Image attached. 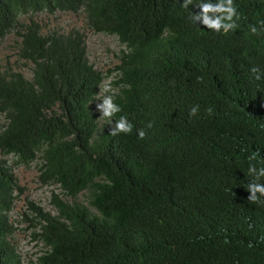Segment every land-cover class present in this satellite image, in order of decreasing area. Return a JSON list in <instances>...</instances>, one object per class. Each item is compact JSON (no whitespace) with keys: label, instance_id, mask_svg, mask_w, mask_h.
<instances>
[{"label":"trees","instance_id":"16d2710c","mask_svg":"<svg viewBox=\"0 0 264 264\" xmlns=\"http://www.w3.org/2000/svg\"><path fill=\"white\" fill-rule=\"evenodd\" d=\"M201 2L0 0V44L31 64L30 79L0 66V264H24L17 230L37 249L27 264H264V203L246 190L264 167V0H234L226 35L191 20ZM58 13L114 37L117 63L96 69L84 34L33 20ZM107 80L111 122L94 98ZM120 116L133 131L112 136ZM34 163L54 213L25 200L12 221L14 171Z\"/></svg>","mask_w":264,"mask_h":264},{"label":"rangeland","instance_id":"374dc122","mask_svg":"<svg viewBox=\"0 0 264 264\" xmlns=\"http://www.w3.org/2000/svg\"><path fill=\"white\" fill-rule=\"evenodd\" d=\"M37 21L42 29L43 34L50 32L68 33L72 30L78 31L84 34L86 40V51L88 61L92 63L96 69L106 72L109 68L113 67L117 60L115 56L121 45L114 37L105 36L102 34H94L85 28V17L82 13H58L53 16L40 15L33 18ZM13 37L7 38L2 44H0V66H4L8 61L13 69L20 72L25 78L30 79L31 64L23 65L18 62L14 51L12 49ZM108 83V80L105 81ZM2 120L0 119V124ZM37 171L35 169V163L30 168L20 167L15 169L14 176L16 177L19 187H21L22 195L19 200L15 202L14 210L11 213V220L17 221L18 216L24 209L25 200H31L41 205L46 211L53 212L52 207L49 205L48 199L50 189L41 187L37 183ZM54 213V212H53ZM18 225V224H17ZM19 227H25L19 225ZM15 240L17 241V247L24 260V264H27L29 259L33 257L37 249L34 243L30 241L28 237V231L15 232Z\"/></svg>","mask_w":264,"mask_h":264},{"label":"clouds","instance_id":"9594fccd","mask_svg":"<svg viewBox=\"0 0 264 264\" xmlns=\"http://www.w3.org/2000/svg\"><path fill=\"white\" fill-rule=\"evenodd\" d=\"M192 4V0H183L182 8L187 9L189 5ZM200 9L198 14H191V20L194 23H200L206 27L208 30L215 31L217 33L223 32L225 35L230 31L234 30L237 27L236 20L239 19L237 6L234 4V0H217L216 3H212L211 0H207L204 2L202 0L201 3L195 5ZM262 26H264V22H261ZM252 34H257L258 30L255 26H251ZM252 71L254 73H258V68H253ZM259 75H257V79H259ZM202 81V78H198ZM99 87V94L95 95V99L98 101H102L101 103L96 104L97 110L102 114L100 119L108 118L111 122L112 118L120 113L122 109L114 102L115 93L111 89L110 85L104 81H101ZM113 92L112 95H105V93ZM199 112V106H193L189 110V114L191 116H196ZM209 114H211L212 109H208ZM110 135L116 136L121 133L127 135L131 134L133 131V124L129 122L127 116H120L119 119L115 120L114 123L111 124ZM153 125L149 123L147 127L151 128ZM146 136V132L143 129L138 130L139 139H144ZM10 155H15L10 154ZM250 160L256 159V154H253L249 157ZM249 174L254 177V180L249 182L246 190L250 193L248 200L251 203H264V183H261V179L264 178V167L259 169L256 168L255 165L249 166Z\"/></svg>","mask_w":264,"mask_h":264}]
</instances>
